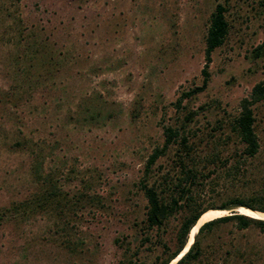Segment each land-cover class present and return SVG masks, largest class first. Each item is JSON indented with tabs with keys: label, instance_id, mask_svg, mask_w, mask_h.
I'll return each mask as SVG.
<instances>
[{
	"label": "rangeland",
	"instance_id": "1",
	"mask_svg": "<svg viewBox=\"0 0 264 264\" xmlns=\"http://www.w3.org/2000/svg\"><path fill=\"white\" fill-rule=\"evenodd\" d=\"M218 2L229 26L207 85L176 106L202 82ZM262 43L264 0H0V264L152 259L183 214L177 205L160 229L145 220L143 177L166 201L180 193L177 142L145 171L165 124L188 136L184 162L196 171L179 203L195 197L214 216L250 209L232 201L264 194V99L253 106L255 155L232 120L264 80L253 50ZM48 188L65 206L22 209ZM198 244L190 264H264V229L253 224L220 222Z\"/></svg>",
	"mask_w": 264,
	"mask_h": 264
},
{
	"label": "trees",
	"instance_id": "2",
	"mask_svg": "<svg viewBox=\"0 0 264 264\" xmlns=\"http://www.w3.org/2000/svg\"><path fill=\"white\" fill-rule=\"evenodd\" d=\"M225 12V4L223 2L216 3L210 15V21L205 37V60L201 69L203 75L202 82L199 85H195L194 87L183 91L175 101L176 106H180L183 98L189 97L206 87L210 77L209 64L211 62V54L217 46L223 43L228 32L229 24ZM253 50L257 56L264 54V43L257 45ZM261 99H264V80L256 82L251 87L249 94L240 99L239 111L232 120L233 129L244 144L243 153L247 156L255 155L259 149V141L254 129L255 115L253 106ZM192 112L193 111H187L183 115V120L186 121L190 119L192 117ZM163 134V143L162 145L155 146L149 154L145 164V171L146 173L148 172L150 166L160 155L166 152L170 144L177 142L180 147L177 149L176 155L180 162V167H182L181 172L183 173L182 177L177 181V187H179L180 193L187 191L188 188H185L184 184L190 183L196 176L195 169L187 167L184 162V153L188 150L186 149L188 147V136L182 132V130H179V127L171 124H165L163 126ZM139 186L147 200L145 217L147 227L156 226L157 229L162 228L166 218H168V216L176 209L177 205L179 208L183 209V214L179 220L178 227L171 232L170 235H159L158 241L155 243L157 247H151V250L153 251L152 259L145 260L131 258L126 264H172L175 260L174 264H190L192 261L199 259L201 254V248L198 244L199 234L205 229H210L220 222L233 220L240 227H246L253 224L264 229V218L253 217L234 210L229 214L218 215L202 222L198 227L192 242L185 250L192 229L197 225L200 218L210 210V207H201L195 197L192 198L188 195H186L187 198L184 201L185 203L181 204L179 203V198H181L183 194L180 195V193L177 197L173 196L170 201H166L162 199L157 186L149 184L144 177L139 181ZM55 190L53 188H48L41 193L37 200L30 198L22 201V209L27 211L31 206V201L38 202V205L42 209L46 206L62 208L65 206V199H63L65 197L59 196V193ZM232 202L242 204L241 206L245 205L244 207L252 210L264 212V194L256 193L255 195H252L251 199L248 201L241 198H235ZM118 264L122 263L120 262Z\"/></svg>",
	"mask_w": 264,
	"mask_h": 264
},
{
	"label": "bare ground",
	"instance_id": "3",
	"mask_svg": "<svg viewBox=\"0 0 264 264\" xmlns=\"http://www.w3.org/2000/svg\"><path fill=\"white\" fill-rule=\"evenodd\" d=\"M217 212V211H216ZM244 214H248L250 216H253V217H257V218H264V212H260V211H256V210H250V209H245V211H243ZM213 217H216L214 216V211H211V212H208V213H205L201 218L200 220L198 221L197 225L194 226V228L192 229L191 231V234H190V240H189V243L186 247V249L188 248V246L190 245V243L192 242L193 240V237L195 236V233L199 227V225L204 222L205 220H208L210 218H213Z\"/></svg>",
	"mask_w": 264,
	"mask_h": 264
},
{
	"label": "water",
	"instance_id": "4",
	"mask_svg": "<svg viewBox=\"0 0 264 264\" xmlns=\"http://www.w3.org/2000/svg\"><path fill=\"white\" fill-rule=\"evenodd\" d=\"M194 238V237H193Z\"/></svg>",
	"mask_w": 264,
	"mask_h": 264
}]
</instances>
